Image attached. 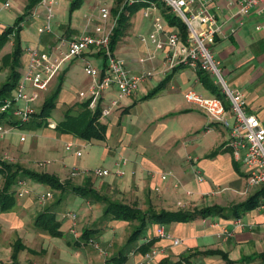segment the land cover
Instances as JSON below:
<instances>
[{
	"label": "crops",
	"instance_id": "obj_1",
	"mask_svg": "<svg viewBox=\"0 0 264 264\" xmlns=\"http://www.w3.org/2000/svg\"><path fill=\"white\" fill-rule=\"evenodd\" d=\"M4 1H7L6 6H3ZM11 3L18 6L13 8L14 11L16 9V11L20 13L19 11H23L26 0H0V9H4L6 10L5 12L9 13L8 7ZM92 3H94V1ZM111 3L110 5L106 4L104 0H96L93 5L95 9V18L92 22L96 21L98 5L103 4L107 7L109 6V9L112 11L111 7L114 5V1L112 0ZM122 4H125L124 0L121 1L117 10H119ZM232 5H234L233 0H217L208 4V9L214 12L217 22L220 24V29L214 31L211 40L207 41V44L214 57L218 60L221 69H225L228 73L239 70L240 67L245 65L253 74V79L259 82L264 93V31L255 27V24L261 21V15L257 14L254 9H251L249 13L245 15L234 14L233 11L235 7ZM158 7V10L161 11L162 6L158 4ZM32 9L33 7L18 23L20 25L18 36L22 49L20 65H23V67L26 58L23 51L24 47L37 46L42 50L54 49L55 46L61 47V44L67 39L77 35L83 28L74 29L70 26L59 28L54 25L53 30L50 27L48 31L38 32L37 27L43 23L42 21L36 25L35 31H23V25L33 12ZM136 10L129 15L126 28L110 50L115 56L123 60L128 73H138L142 69L148 68L149 65H153L157 74H153L139 82L132 93L125 96V104H120V99L118 100L119 106L114 108L115 114L113 116L116 119L118 127L117 133L112 134L111 131L109 133L108 124L103 120L102 115L99 116V120L105 123V133L103 139L95 140L105 141L109 140L108 138L115 140L113 144H108V142H106L110 152L113 153L116 149L114 146L118 144V146H120L119 148L117 147L118 153L126 150L127 153L131 155L129 156V162H125L124 165L123 163L121 164V169L128 164L126 169H129L130 172L125 176L130 177L124 176L125 172L123 174V171L119 170L120 164L118 165L116 163L119 161L115 160V171H112V175L115 177L110 178L105 176V182L102 181L99 188L95 190L105 195L107 198L119 200L110 197L108 193L112 190L126 193V183L130 178V183L138 184V191L136 188L131 189L133 194H138V208L146 209L150 207L154 209L190 210L210 204L227 206L231 203L243 200L248 194L260 189L261 186L263 188L257 199V203L237 216L242 223L241 225L233 223V216H222L220 214H210L204 217L196 216L189 220H173L169 221L168 225L164 223L148 222L145 226V230L141 232L139 241L124 249L126 253L125 260L128 259L130 264H136L140 261L143 251L139 250V248L137 249V247L139 244L149 240V242L151 241L149 247L154 246L158 249V252L153 256L149 264H158L159 259L162 257H165L169 261H174L182 256L187 257L189 264H224L225 258L231 261L227 264H264V185L260 184L250 188L247 186L246 171L239 160L233 157L231 148L227 146V141L229 139L228 128L221 123L208 121L203 111L184 99L183 93L188 88L194 89L202 95H214L211 90L201 82L198 74L199 68L190 65H179L169 70L162 71V51L160 49L154 50L153 43L149 40H147L148 43L138 44V40H136L135 37L136 35L134 36L135 31H138V29H136L138 22H136V24L134 23L137 21L134 17ZM153 11L154 14L157 13V10ZM112 12V16L116 18V14L114 11ZM141 15L143 16L142 11ZM239 21H241V23H239ZM112 22L113 21H106V27L111 26ZM168 25L177 29L173 24L168 23ZM91 27L92 25L89 23L87 29L90 30ZM7 43L8 47L11 49L13 46L11 39H8ZM142 51L146 53L145 56L152 53L151 59L144 60L143 62L138 61V57L135 56V53H141ZM121 54L125 56V58L121 56ZM73 58H80L83 65L85 60L89 63L92 61V65L96 61L98 63V70L102 69L104 65L103 55L100 51H84L80 56ZM73 58L67 59L60 64L57 73L49 81L51 85L57 84L60 74L62 76L67 75ZM149 61L151 62L149 63ZM204 73L207 72L204 71ZM207 75L211 82L216 83L209 73H207ZM60 86L59 89L61 91L63 90V84L61 85L60 83ZM155 86H158V88L154 93L147 97H143ZM233 87V89H237L242 93L245 110L255 114L264 127V95L262 98L257 97L250 101L246 97L244 89L241 90L239 87ZM113 93H115L113 86H109L103 90L98 98L100 106H105V103H102L104 100H106V103H109L107 100L114 97L112 96ZM70 95L67 97L68 101L67 99L62 100V103L65 104V108L81 101L77 98L75 102H69L73 94ZM161 96L165 99L162 106L163 108L160 110H155V108H153L154 111H152L151 116L145 121L133 123L130 119L127 120L126 116L122 118V115H126V112H129L130 107L138 104V108L142 110V106L144 105L143 102L147 100L149 102L152 98ZM77 97L79 96L77 95ZM111 107H109L108 112L104 115L109 113ZM166 116H177L178 118L188 119V122L186 124L183 122L179 127L181 130H178L176 133L173 126H169L167 122H164L163 118ZM231 117L230 111L226 108V118L232 120ZM154 121L155 123L150 125ZM55 122H53V127ZM135 131H138V138L133 137ZM163 133H165L166 140L159 139L160 135ZM61 135L67 139L74 137L73 134L67 132H61L60 136ZM206 136H208V139ZM158 139L160 141H158ZM79 149L81 154V148ZM121 158L123 157H119L118 160ZM194 169H197L199 173L203 175L202 180L199 181L194 177ZM161 170H169L174 175L173 177L179 181V184L174 186L173 177L170 176L165 179H160L158 171ZM82 176V179H80L83 183L82 185H88L91 179L85 175ZM152 184H155V189L158 190V192H152L150 188ZM90 185L92 186V184ZM158 185L160 189L157 188ZM67 191H69L68 188H66L65 192ZM27 192L17 195L20 196L16 203L19 206L15 205L13 207L15 210H11L17 212V219L24 217V210L26 214L29 213L30 215H34L37 212L36 208L29 206L32 202L29 197L30 194L22 197L23 194ZM65 192L61 191L58 197H63ZM145 192L149 193V202L146 200L147 197H145V199L143 197ZM206 196H210L211 199L204 200ZM139 198L146 200V206L144 208L142 204H140ZM84 199L90 209L92 207L89 202L90 200L87 198ZM142 199L140 201H142ZM119 201L126 202L124 200ZM130 204L136 205L134 202ZM56 205H46L44 208H49L55 215L57 212V210H55ZM95 207L100 209L98 203ZM85 213L89 212L86 211ZM83 214L79 216L77 214L74 223V226L76 224L80 232L83 230L81 226L84 225V222H88L89 217H92L91 214H85L84 216ZM82 217L85 219L83 220ZM106 217L107 216H104L99 224L87 225L85 228L98 230L104 228L103 221ZM55 218L58 220L59 225L63 221L64 225L62 227L58 226V229L60 230V235L64 236L68 233L69 221L64 215H62L61 218H65L66 221L56 216ZM160 224L170 238H160L155 235V227ZM97 233L98 231L92 232L88 237L94 238ZM38 237L37 231H33L31 238L27 236L24 237L25 239L20 237L23 246L16 252L13 263L10 259V243L7 247V258L1 257L0 264H60L57 261L45 259L43 254L36 256L29 252L24 253L22 251L23 248L33 249L34 245H38L40 249H43V244H41L42 238L37 240ZM79 237L80 236L75 237L74 240H78ZM175 237L179 239L178 243L172 244L170 239ZM32 238L33 240L31 241L34 242H30ZM59 247L60 244H58V242H52V249H59ZM208 250H218L224 253L225 258H223L218 251L207 252ZM54 251L55 250H52V252ZM74 253L78 255V251ZM113 254L112 252L111 255ZM109 257L106 261L104 259V264H113L112 261L109 260Z\"/></svg>",
	"mask_w": 264,
	"mask_h": 264
},
{
	"label": "rangeland",
	"instance_id": "obj_2",
	"mask_svg": "<svg viewBox=\"0 0 264 264\" xmlns=\"http://www.w3.org/2000/svg\"><path fill=\"white\" fill-rule=\"evenodd\" d=\"M54 1L56 2L53 3L51 7L52 15L50 17V27L52 28V30L54 25L59 28L70 26L74 29H80L85 24L86 16L95 18V9L93 8V5L96 0H80L78 5L71 7V9H69V6L72 0ZM93 1L94 3H92ZM104 2L110 5L112 4V0H104ZM16 6L17 5H15L14 3H11L8 7L9 13L5 12L6 10L4 9H0V30H2L7 25L12 24L14 22L15 17L22 13V10L19 11L20 13H18L16 9L14 11V8ZM232 6L235 7V4ZM145 8L146 4L142 3L134 14L135 20L137 19V21H135L134 23L136 24V22H138V26L136 28L138 29V31H135L134 33V36L136 35V40H138V44L148 43L147 40H139L138 35H144L147 38L149 29L151 27L152 16L154 14L153 10L148 9V16H142L141 10ZM32 11V13L23 25V31H35L36 25L43 21L45 9L39 1L33 6ZM157 12H159L158 9ZM112 15L113 12L109 9L107 21H113ZM162 22L163 24H167V21L164 18L162 19ZM94 23L95 21L90 22L91 25H94ZM10 51L11 49L8 47V43L6 40L0 46V84L5 79L7 72L6 64L3 65L2 63V60L4 59V53ZM145 55L146 53H144L143 51L141 53H135V56L138 57V59L139 57H144ZM121 56L123 55L121 54ZM123 57L125 58V56ZM150 62L151 61H149V63ZM91 63L92 61L90 62V64ZM97 64L98 63L95 61V63L91 65L95 68H98ZM18 69L19 73L21 74L24 70L23 65H19ZM153 74H157V72L153 70ZM220 74L224 79L225 84L229 88L233 89V86H235L241 88V90L244 89L246 97L250 101H252V99H256L257 97L262 98V96L264 95L259 82L253 79V74L245 65L240 67L239 70H235L233 72L228 73L225 69L220 68ZM64 76L65 75H63L61 79V85L63 84V90H58L55 104L49 109L48 113L45 115V119L47 121H50L51 123L57 121L62 117L65 108V104L62 103V100L67 99L70 94L73 95L69 102H75L77 98L78 100H82L81 98L79 99V97H77L76 92L78 90L86 91L88 87L87 84H89V75L84 72L83 62L80 58H73L70 64L69 72L65 77ZM54 87L55 85H51L50 82H48L47 86L44 89L37 90V96L33 100L29 101V106L33 111H37L39 109L42 101L46 97H48L51 92H53ZM112 96H114V98L117 97L115 93H113ZM119 99L120 104H125V96L117 98V100ZM109 100L110 98L107 101ZM164 100L165 99L162 96L152 98L151 100H149V102L147 100L146 102H143L144 105L142 106V110L138 108V104L132 106L130 107L129 112H126V115H122V118L123 116H126V119H130L133 123H137L138 121H145L147 118H149V116H151L152 111H154L153 108H155V110H160L163 108L162 106L165 102ZM102 103H105V106L109 105L108 103H106V100H104ZM74 106V104L70 106L72 110L75 109ZM118 106L119 105L117 101L115 105H113L112 107L110 106L111 109L107 115H102L103 120L108 124V132L110 133L111 131L112 134H115L118 131L116 119L115 117H113L115 114L114 108ZM163 120L164 122H167L169 126H173L174 131L176 133L178 132V130H181L179 127L182 125L183 122H185V124L188 122V119L178 118L177 116H166L163 118ZM229 121L231 120L229 119ZM0 123L2 129L6 130L8 128L7 131L2 132L0 134V155L2 156L3 153L7 154L8 160L18 164L20 167L28 168L37 172L52 173L56 175L59 180H65L69 183L77 185H82L83 183L82 181H80V179H82V175H87V177L91 179V182L88 185L91 186L90 184H92V188L94 189H98L102 181L105 182V176L110 178L115 177L114 175H112V171H115L114 162L119 161V157H123L124 159L123 162H116L118 165L120 164L119 170H122L123 174L125 172L124 176L130 172L129 169H126L128 167V164L125 165L122 169L121 164L123 163L124 165L125 162H129V156L131 155H129L126 150H123V152L118 153V148L120 147L118 146V144L114 146V148H116L115 151L113 153L110 152L108 150V145L106 144V142H108V144H113V142L115 141L111 140L110 138H108L109 140L105 141L95 139L88 141L86 139H82L73 135V138L70 137L67 139L62 137V135L60 136V130L54 128L48 123L39 126H30L29 122L26 121L25 123L16 125L7 122L5 120V116L0 119ZM154 123L155 121L150 125H153ZM133 137L138 138V131L134 132ZM206 138L208 139V136H206ZM159 139L166 140L167 138L165 136V133L161 134ZM159 139L158 141H160ZM66 141L72 142V146L69 149L64 148V144ZM77 148H81V154L79 156L73 153L74 149ZM95 167L105 168L106 170H108V173L105 175L97 176L79 173L73 176L68 175V172L72 168L93 169ZM1 181L2 178L0 176V185ZM24 184L27 188H29V190L27 193H24L22 197L28 196L30 194L29 197L31 198L32 202L29 206L36 208L37 212L42 210V208H44V206L46 205L57 204L55 207V210H57L55 216L65 221L66 219H68V233H66L64 236L60 234L53 235L49 234L46 231H42L36 228L33 224V218L37 212L34 215H30L29 213L26 214L24 210V217L17 219V212L11 211L15 210V208L13 207L17 205V199L20 198V196H17L18 193H16L15 203L12 205V207L2 210L0 209V258H7L6 252L7 247L10 243L11 244L9 245V247L12 246L13 242L16 239H19V241L21 242L22 240L20 239V237L24 238L25 236H27L28 238H31L33 231H37L39 235L37 240H40L42 238L41 244H43V249H40L38 245H34L33 249L23 248L22 251L24 253L29 252L36 256L43 254L45 259L54 260L59 262L60 264H104V259L106 261V259L111 256L112 252L117 253L118 251H123V249H125L126 247L137 243L141 237L140 233L136 237V239L132 241H127L129 233L138 224V221L136 219L124 220L107 216L106 219L103 221L104 228H101L99 230L89 229L90 233L95 231H98V233L94 236V238L88 237L86 241H83V238H81V232L77 228V225L75 224V226H72L74 230L72 231L71 220L66 216V219L61 218V213L65 210H70L73 211L76 215L78 214V216L83 213V216L85 214H91L92 217H89V221H85L84 225L81 226V228L83 227L82 229H84L87 225L91 226L99 224V222H101L100 220L104 218L101 215L104 206L103 202L97 200H90L89 202L92 207L89 209L87 203H85L84 197L74 194L71 191L65 192L66 190H64L65 195L63 197H58L61 194L60 189L50 187L47 184L34 180L28 176L24 177ZM253 186H249V188ZM126 187V193H122L120 191L118 192L117 190H112L110 191V193H108V195L115 199L124 200L127 203L134 202V204H136L138 207V194H133V191L131 190L136 188V190L138 191V184L130 183L129 178V181H127L126 183ZM150 188L152 192H158V190L155 189V184H152ZM157 188H159V185L157 186ZM46 191H49L51 195L46 197L41 204H38L34 195L36 193ZM143 197L144 199L145 197H147L146 200L147 202H149L150 196L148 192H145V195ZM141 199L142 198H139V202L144 208L146 206V200L142 199V201H140ZM210 199V196H206L204 200ZM97 203L100 205V209L95 207ZM86 211L89 213H85ZM84 219L85 218H83V220ZM168 223L169 222H165L164 224L168 225ZM63 225L64 223L62 221L59 227H62ZM145 228L143 230H145ZM78 236H80L79 239L75 241V237ZM31 240H33V238L30 239V242H34ZM53 241L58 242V244H60L59 249L51 248V244ZM94 243H96L97 246H95ZM52 250L55 251L52 252ZM75 251H78V255L74 253ZM122 264H130V262L127 259L124 260Z\"/></svg>",
	"mask_w": 264,
	"mask_h": 264
},
{
	"label": "built area",
	"instance_id": "obj_3",
	"mask_svg": "<svg viewBox=\"0 0 264 264\" xmlns=\"http://www.w3.org/2000/svg\"><path fill=\"white\" fill-rule=\"evenodd\" d=\"M139 1L146 4L142 9L143 16L148 15V9H159L158 4L167 11L179 18L185 28V36L182 38L178 30L167 24H163V14H153L151 28L147 38L138 35V39L149 40L153 43V49L162 51V71L169 70L177 65H190L209 73L219 86L223 99L215 95H202L194 89L188 88L183 96L187 102L198 107L204 112L208 121L218 122L226 126L229 131L227 146L231 148L232 155L238 159L246 171L247 186L264 185V127L258 117L247 112L244 108L242 93L237 89L229 88L220 74L218 60L214 57L207 41L211 40L214 31L220 29L214 12L208 9V4L217 0H124L125 3ZM232 1V0H230ZM45 9L43 23L37 27V31H48L50 29L51 7L54 0H39ZM235 4L234 14L245 15L251 9L261 15V21L255 24L257 29L264 31V0H233ZM7 5L4 1L3 6ZM109 8L99 4L97 7L96 21L91 29L87 25L94 19L86 16L82 30L75 36L67 39L62 46H55L54 49L42 50L37 46H26L24 70L17 79L9 95L3 97L0 102V111L4 112L5 120L9 123L20 125L29 120L34 111L29 106V101L37 96V90L44 89L51 78L57 73L60 64L67 59L80 56L84 51L98 52L103 55V68L98 70L88 61H84L83 70L89 75L90 81L86 91L79 90L77 95L83 100L89 98L87 106L93 109L98 102L103 90L109 86L115 89L116 98H110L109 105L101 106L100 115L108 112L109 107L117 103V98L132 93L139 82L152 76L153 65L142 69L138 73H128L121 58L115 56L109 47V39L112 25L106 27ZM165 19V18H164ZM241 23V21H239ZM1 31V30H0ZM152 53L139 57L138 61L150 60ZM226 104H225V101ZM227 106V107H226ZM226 108L230 111L232 120L226 118ZM48 124L53 125L50 121ZM2 129L0 123V134L7 131ZM72 146L71 141H66L65 149ZM75 155L80 154V149H74ZM1 156V155H0ZM2 158L8 160L7 154L3 153ZM123 162V158L119 160ZM117 171V170H116ZM91 174L94 176L105 175L108 170L105 168H72L69 176L75 174ZM87 176V175H85ZM160 179L174 175L169 171H159ZM194 177L202 180L203 175L194 169ZM179 181L173 177V185L177 186ZM29 188L24 184V179L17 182L16 193L27 192ZM49 191L36 193V201L41 204L44 199L50 196ZM62 215L71 220V230L75 223L76 214L73 211L65 210ZM233 223L241 225L239 217L233 218ZM160 238L170 236L164 231L163 226L157 225L154 231ZM172 244L178 243V238L170 239ZM97 246L96 243H94ZM158 252L154 246L142 252V259L136 264H149L153 256Z\"/></svg>",
	"mask_w": 264,
	"mask_h": 264
},
{
	"label": "trees",
	"instance_id": "obj_4",
	"mask_svg": "<svg viewBox=\"0 0 264 264\" xmlns=\"http://www.w3.org/2000/svg\"><path fill=\"white\" fill-rule=\"evenodd\" d=\"M39 0H27L21 14L17 15L14 22L7 25L0 31V46L8 39L12 41V48L10 52L4 53V59L2 60L3 65L6 64L7 72L5 79L0 84V102L1 99L9 95L10 90L14 87L17 79L19 78V65L20 55L22 52L18 31L20 29L19 21L24 17L25 14L29 13L30 9ZM80 0H72L69 9L73 6H77ZM114 5L111 7L112 11L116 14L115 23L111 28L109 47L113 48L115 41L122 34L123 30L128 24L129 15L141 6V2L133 1L131 3L122 4L118 9L122 0H113ZM163 17L169 24H173L177 27L179 35L184 38L185 28L183 23L174 16L172 13L167 11L164 7L161 8ZM179 66V65H177ZM198 74L201 82H203L214 94L223 99V94L220 92L217 83L210 81L207 73H204L202 69H198ZM62 75L60 74L59 80L53 89V92L46 97L39 109L34 111L32 117L29 119L30 126H39L46 124L45 115L49 109L55 104L56 95L60 87ZM158 86L148 91L143 97H147L157 90ZM89 98H85L81 101L76 102L74 105L75 109L71 107L64 109L62 117L55 122L54 127L61 132L71 133L82 139H103L105 133V123L99 120L101 106L99 101L96 103L93 109H90L88 104ZM4 117V112L0 111V119ZM0 176L2 178L0 185V209L11 208L15 203L17 189V182L28 176L34 180L43 182L50 187L60 189L61 191L69 189L74 194L80 195L89 200H97L103 202L104 206L102 209V216H109L111 218H119L124 220L136 219L138 221L137 226L129 233L127 241H132L142 232L148 222L165 223L173 220H189L196 216L204 217L210 214H220L222 216H239L243 211L253 207L257 203V199L262 191L260 189L248 194L243 200L231 203L227 206L210 204L201 206L193 209H154L146 208L140 209L136 205L126 203L119 200L107 198L105 195L98 193L92 186L89 185H77L69 183L65 180H59V178L47 172H37L28 168L20 167L18 164L6 160L0 156ZM33 224L36 228L46 231L49 234L58 235L60 230L58 229L59 222L55 218L54 212L49 208H44L37 212L33 218ZM90 228H84L81 231V238L84 241L88 238ZM151 241L143 242L139 244L137 249L144 251L149 248ZM22 243L19 239H16L10 252V259L12 263L15 259L16 252L22 247ZM218 250H208L207 252H214ZM219 252V251H218ZM220 255L225 258L224 253L219 252ZM126 258V253L118 251L109 257V260L113 264H122ZM228 259H224V264L230 263ZM158 264H189L186 256H182L177 260L169 261L165 257L159 259Z\"/></svg>",
	"mask_w": 264,
	"mask_h": 264
}]
</instances>
